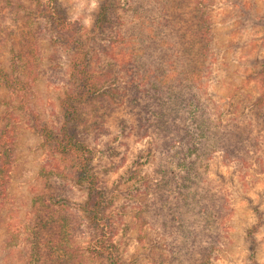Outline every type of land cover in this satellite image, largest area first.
I'll use <instances>...</instances> for the list:
<instances>
[{"label":"trees","instance_id":"16d2710c","mask_svg":"<svg viewBox=\"0 0 264 264\" xmlns=\"http://www.w3.org/2000/svg\"><path fill=\"white\" fill-rule=\"evenodd\" d=\"M208 4L100 0L84 33L60 0H0V57L7 54L9 62L6 69L0 64V84L9 91L0 99V212L8 201L19 123L33 129L49 157L26 218L23 264H135L118 238L128 203L147 216L167 210L183 246L196 243L191 219L204 220L210 253L222 245L234 176L264 163V56L252 60L245 76L255 94L218 104L206 81L214 63ZM43 44L49 53L35 55ZM47 72L62 90L50 120L32 103V77ZM133 118L152 130L146 160L129 141ZM110 121L116 134L102 139ZM127 152L129 164L135 153L131 167L103 164ZM256 226L246 235L252 237Z\"/></svg>","mask_w":264,"mask_h":264},{"label":"rangeland","instance_id":"374dc122","mask_svg":"<svg viewBox=\"0 0 264 264\" xmlns=\"http://www.w3.org/2000/svg\"><path fill=\"white\" fill-rule=\"evenodd\" d=\"M22 1L27 3V0ZM60 1L71 18L82 22L83 32L86 33L93 23L100 0H95V6L93 0ZM207 8L210 10L213 26L214 63L206 81L212 97L222 105L231 98L238 100L255 94L254 83L246 81L245 76L253 69L252 60L264 56V24L261 22L264 20V0H209ZM9 10L11 13L15 12ZM49 51L43 44L38 46L35 55H46ZM151 56L147 63H153L156 55ZM61 58L64 60L63 55ZM8 63L7 54L0 57L2 68L6 69ZM46 63V59L41 61V64ZM48 74L50 73L47 72L45 77L34 74L31 87L32 103L42 118L50 120L58 107L62 90L59 83H54L57 79L54 82L47 80ZM8 97V88L0 84V99ZM24 112L25 110L19 111V115L25 116ZM1 122L0 119V126ZM110 122H107L110 125L109 133L103 134L102 139H111L116 134V123ZM133 123L134 131L131 129L129 141L133 143V148H142L141 160H146L145 153L150 146L146 134H151L152 130L146 128L144 119L133 118ZM19 124L16 132V161L11 172L8 201L0 212V264H23L25 260L28 246L26 218L31 213L32 197L42 188L40 166L49 159L40 137L33 129L23 123ZM128 155L132 154L127 152L123 158L120 154L108 156L103 164L109 168L113 164L119 170H124L127 165H132L133 156L129 164ZM215 164L219 165L218 160ZM262 166L252 163L244 175L234 176L233 185L230 186L232 214L222 233L223 243L214 252L216 256L208 251L212 237L208 239L210 235L202 228L203 216L198 218L203 222L196 221L197 224L190 218L189 226L197 234L192 248L187 247L188 244L183 246L176 242L180 239L177 236V222H170L167 210L164 213L159 210L157 214L147 216L142 209L135 212L137 207L128 203L124 225L118 229L125 257L134 260L135 264H201L202 260V264H264V163ZM220 168L230 174L228 166L221 165ZM149 170L154 177L151 168ZM124 177L120 186L126 187L122 183ZM254 222L257 228L251 237L246 235V229ZM157 237L160 241H157ZM188 243L190 244V240Z\"/></svg>","mask_w":264,"mask_h":264},{"label":"clouds","instance_id":"9594fccd","mask_svg":"<svg viewBox=\"0 0 264 264\" xmlns=\"http://www.w3.org/2000/svg\"><path fill=\"white\" fill-rule=\"evenodd\" d=\"M93 6H95V0H93Z\"/></svg>","mask_w":264,"mask_h":264}]
</instances>
